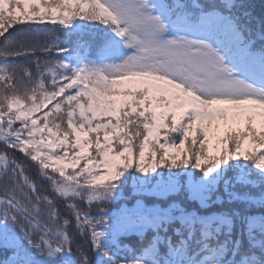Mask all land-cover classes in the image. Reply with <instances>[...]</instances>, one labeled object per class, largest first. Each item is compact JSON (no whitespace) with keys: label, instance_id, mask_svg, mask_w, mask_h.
<instances>
[{"label":"trees","instance_id":"16d2710c","mask_svg":"<svg viewBox=\"0 0 264 264\" xmlns=\"http://www.w3.org/2000/svg\"><path fill=\"white\" fill-rule=\"evenodd\" d=\"M162 1L171 12L215 8L264 54V0ZM112 28L97 0H0V121L11 123L0 140V264H264V121L211 124L148 87L105 83L115 67L100 75L94 56ZM148 181H176L178 195L150 203L183 211L112 215L116 204L59 191L128 194Z\"/></svg>","mask_w":264,"mask_h":264},{"label":"rangeland","instance_id":"374dc122","mask_svg":"<svg viewBox=\"0 0 264 264\" xmlns=\"http://www.w3.org/2000/svg\"><path fill=\"white\" fill-rule=\"evenodd\" d=\"M102 1L125 22V36L122 34L119 39L121 44L117 42L114 53L118 56L113 61H121L120 75L116 81L106 80L107 83L149 87L154 95L167 96L172 105L180 107L185 115H207L214 124L215 115L221 112H228L231 120L239 123H243L249 114L264 115V88H256L241 78L246 73L254 80L260 78L264 82V67L259 70V64L246 55V49H239L242 40L226 30L227 23L222 24L213 38L205 41L184 35L168 40L158 12H154L144 0ZM148 2L157 5L155 0ZM177 22V27H180L185 21ZM125 37L128 49L124 51ZM138 41L143 45L139 46ZM106 104H117V101L110 96ZM10 128V122L0 121V140H4ZM3 161L6 162L0 156V166L6 165ZM14 167L15 173H23L20 167ZM176 183L155 185L148 181L139 189L129 190L128 194L124 186L92 189L70 183H65V188L62 186L59 191L64 197L85 198L89 204H116L111 212L156 213L160 210L173 214L180 210L178 204L171 203L165 208L158 202L151 204L152 199L148 197L155 196L153 200L156 201L173 199L180 193ZM196 198L201 205L207 203V197L199 195Z\"/></svg>","mask_w":264,"mask_h":264}]
</instances>
